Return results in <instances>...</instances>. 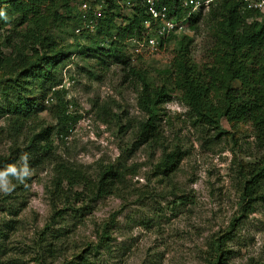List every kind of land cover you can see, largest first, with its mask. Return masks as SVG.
Listing matches in <instances>:
<instances>
[{"label": "rangeland", "instance_id": "374dc122", "mask_svg": "<svg viewBox=\"0 0 264 264\" xmlns=\"http://www.w3.org/2000/svg\"><path fill=\"white\" fill-rule=\"evenodd\" d=\"M218 1L213 0L208 9ZM208 9L200 13L195 30L185 31L192 43L184 64L175 61L172 43L164 60L130 61L150 86L168 90L169 101L160 106L156 130L165 152L179 156L169 178L156 174L160 149L137 140V123L144 119L136 106L142 83L139 77L107 61L104 67L91 52L81 54L69 35L70 22L54 18L55 14L64 18L58 3L45 2L23 26L9 22L0 30V55L11 54L12 59L18 53L24 60L32 59L34 51H40L31 40L38 31L53 41L55 51L67 55L56 68L60 83L43 99L36 124L12 134L7 119L0 117L2 156L18 154L36 127L33 125L51 131L49 154L31 169L24 189L16 198L0 192V227L11 222L14 226L6 232V239L0 238V264H38L37 235L49 224L54 208L62 209L63 200L54 202L52 198L57 164L91 179L111 166L121 182L119 192L90 203L82 217L72 219L66 212L53 224L51 231L62 234L54 242L53 260L44 259L45 264H80L84 258L90 264H206L211 256L210 241L230 230V225L227 264L264 262V202H257L250 213L239 217L238 168L252 163L259 153L251 123L229 124L220 119L216 126L201 124L181 102L183 65L199 73L211 67L223 70L215 58L218 29L209 21ZM5 39L11 49L3 45ZM163 69L169 73H162ZM12 76L0 67V105L4 96L12 97L5 83ZM60 91H64L67 113L76 117L65 131L55 120ZM104 225L108 238L97 248Z\"/></svg>", "mask_w": 264, "mask_h": 264}, {"label": "trees", "instance_id": "16d2710c", "mask_svg": "<svg viewBox=\"0 0 264 264\" xmlns=\"http://www.w3.org/2000/svg\"><path fill=\"white\" fill-rule=\"evenodd\" d=\"M161 1L169 12L181 14L177 9L178 0ZM45 2L58 3L64 11V18L56 14L54 18L60 19V22H70L69 35L81 54L91 52L104 67L110 62L127 69L130 75L139 77L142 83L137 94L136 106L144 115V119L137 123V140L151 148L160 149V156L155 164L156 174L169 178L179 162V156L173 151L165 152L156 130L160 106L169 101L168 90L165 86L157 88L144 81L130 66V59L124 47L125 40L139 32L140 23L145 18L143 9L134 5L128 17H122L116 0H104L105 6L100 17L95 20L94 32L91 35L84 33L74 35L73 31L79 22L74 0H0V12L7 16V19L0 16V30L9 22L14 27L23 26L37 14L39 6ZM207 15L209 21L215 23L218 29L219 47L215 50V58L217 63L222 64L223 70L217 72L215 67H211L199 73L191 72L186 65L183 67L179 65V69L182 67L181 102L189 110L190 115L201 124L216 126L220 119L229 124L238 121L251 123L259 153L252 163H247L244 168H238L240 178L238 205L241 218L250 213L257 202H264V18L255 12L242 9L241 4L234 0H219L213 8L208 9ZM199 20L200 13L193 15L188 20L187 29L195 30ZM185 31L168 38V44L172 43L175 61L180 64L186 62L185 57L192 43V39ZM31 40L34 45L40 47V51H34V57L30 60L22 59L18 53L16 58L12 59L11 54L0 55V67L10 75L14 74L5 80L6 90H10L12 97L4 96V102L0 105V117L7 119L12 134H20L31 124H36L37 114L43 111V99L60 83L56 77V68L67 58L64 52L55 51L53 41L42 36L39 31ZM3 45L8 49L12 48L7 39L3 41ZM161 72L169 73L167 69ZM63 97L64 91H60L56 100L58 111L55 120L60 130L65 131L75 123L76 117L67 113ZM33 126L40 128L39 132L32 133L35 128L31 129L27 143L18 154L13 157L0 155V171H5L9 166H15L19 171L25 164L21 157L26 155L30 172L49 154L50 129L42 128L40 125ZM53 172L52 198L54 202L63 200L62 209L54 208L49 224L37 235L38 264H45L44 259L54 258L56 253L54 242L62 234L59 230L51 231L57 220H61L66 212L72 219L82 217L90 203L119 192L118 185L121 182L119 174L111 166L103 167L95 179L59 164L54 167ZM3 179H8L10 186H14L10 192L14 198L17 192L24 189L28 180L26 177L24 183H20L11 175ZM85 200L87 202L84 204ZM77 204L79 206L76 207ZM232 228L233 225H230V230L210 241L211 256L206 264H227L229 252L225 247L231 239ZM1 229L5 232L3 233ZM12 230H14L12 222L1 224L0 238L6 239V232ZM107 238L104 225L96 244L97 248L106 244H102L101 240L106 241ZM80 264L90 263L84 258ZM249 264L264 262L251 260Z\"/></svg>", "mask_w": 264, "mask_h": 264}, {"label": "built area", "instance_id": "2783aa9c", "mask_svg": "<svg viewBox=\"0 0 264 264\" xmlns=\"http://www.w3.org/2000/svg\"><path fill=\"white\" fill-rule=\"evenodd\" d=\"M78 15V25L74 35H91L95 29V20L100 17L105 6L104 0H74ZM122 17L129 15L132 6L143 9L145 18L140 23L139 32L125 40V52L130 61L136 58L166 59L168 38L181 34L187 29L188 20L195 14L208 9L213 0H178L177 9L181 14L169 12L161 0H116ZM242 9L255 12L264 18V0H234ZM127 12V13H126Z\"/></svg>", "mask_w": 264, "mask_h": 264}, {"label": "clouds", "instance_id": "9594fccd", "mask_svg": "<svg viewBox=\"0 0 264 264\" xmlns=\"http://www.w3.org/2000/svg\"><path fill=\"white\" fill-rule=\"evenodd\" d=\"M0 16L7 19V16L0 12ZM22 160L25 161L24 167L21 168L19 171L15 166H9L5 171H0V192H3L5 195L9 194L14 186H10V181L8 179H3L5 177H9L11 175L12 177H15L20 183H24V180L26 177L30 175V172L28 170L27 166V156L21 157Z\"/></svg>", "mask_w": 264, "mask_h": 264}]
</instances>
